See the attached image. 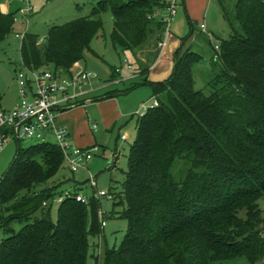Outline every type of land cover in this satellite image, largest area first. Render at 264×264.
Here are the masks:
<instances>
[{
    "label": "trees",
    "instance_id": "trees-1",
    "mask_svg": "<svg viewBox=\"0 0 264 264\" xmlns=\"http://www.w3.org/2000/svg\"><path fill=\"white\" fill-rule=\"evenodd\" d=\"M93 1L89 16L50 27L40 45L38 36L25 33L22 66L71 73L91 52L105 12L119 51H133L155 33L161 38L162 23L147 16L164 7L162 0ZM224 2L218 0L231 35L219 40L205 89L195 88L193 69L201 58L188 50L176 54L166 80L144 81L157 106L137 116L114 202L126 231L117 248L105 249L103 264L264 263V210L258 204L264 198V0H236L232 12ZM14 16L0 12V43L12 32ZM64 167L52 143L17 146L0 179V264H86L89 238L102 240L94 198L87 205L63 200L52 221V199L62 195L65 182L55 178ZM14 223L21 225L18 231Z\"/></svg>",
    "mask_w": 264,
    "mask_h": 264
},
{
    "label": "rangeland",
    "instance_id": "rangeland-1",
    "mask_svg": "<svg viewBox=\"0 0 264 264\" xmlns=\"http://www.w3.org/2000/svg\"><path fill=\"white\" fill-rule=\"evenodd\" d=\"M235 1L225 0L224 6L229 12H232ZM93 4V0H30L33 12L27 26L18 17L20 21L14 24L12 32L0 43V111L9 110L19 102L16 72L22 68L19 54L21 40L15 37V33L25 30L44 40L50 27L89 16ZM15 5L21 7L18 0ZM101 20L102 29L90 43L91 52L84 53L83 59L74 66V70H85L96 77L81 85L77 90L83 93L81 102L60 113L57 120L66 125L73 147L97 145L101 148V154L90 161L86 168L96 175L97 190H109L119 194L127 171L129 149L136 137L137 116L154 101L150 85L144 83L145 79L148 80L147 75H138V70L152 64L160 52L164 36L162 34L158 39L155 34L133 51H119L110 40L113 27L110 12L101 14ZM201 24L206 27L204 30L199 28ZM169 32L179 41L175 56H181L187 50L200 56L201 60L194 67L193 75L195 88L205 89L206 83L214 75L211 72L214 55L212 47L220 39H228L231 35L218 0H176V13ZM127 65H131L132 70H128ZM115 69L120 72L113 75ZM114 90L117 95L95 100L103 93ZM94 124L96 128L93 127ZM118 130L127 137L126 142L117 139ZM49 140H52L51 136ZM36 143L38 142L32 139L16 141L10 138L0 149V179L13 161L17 146L25 149ZM115 148L119 158L115 167L110 169ZM57 178L65 180L60 187L62 193L76 191L90 197L94 192L88 183L87 171L83 168L72 173L64 167L58 172L55 179ZM114 202L105 198L99 199V210L105 214L106 226L103 228L102 240L99 241L98 237L89 238L91 248L86 264H96L94 257L97 258V264H103L105 249L117 248L123 239L127 225L123 219L117 217L116 213L122 208L114 205ZM258 204L264 210V198ZM51 207V219L55 222L58 205L52 203ZM112 212L114 217L109 216ZM11 227L18 231L21 225L14 223ZM262 234L264 235V228ZM4 237V231L0 228V241ZM223 264L249 263L245 259H236Z\"/></svg>",
    "mask_w": 264,
    "mask_h": 264
},
{
    "label": "built area",
    "instance_id": "built-area-1",
    "mask_svg": "<svg viewBox=\"0 0 264 264\" xmlns=\"http://www.w3.org/2000/svg\"><path fill=\"white\" fill-rule=\"evenodd\" d=\"M18 1L21 3V7L17 10L18 15L13 18L14 23L20 21L18 17H21V21L27 26L33 7L30 5V0ZM162 2L165 4L164 7L154 10L147 18L162 23V34L166 38L170 34L169 27L176 13V0H162ZM200 29L204 30L205 26L201 24ZM25 33H27L25 30L16 33L15 37L22 40ZM42 42L43 40L39 39L37 44L40 45ZM213 48L215 51L214 58H217L219 42ZM118 71V69H115V73H118ZM95 77L93 73L85 70L76 71L73 69L71 73H68L62 68H25L22 66L16 72L19 102L9 110L0 111V149L10 138L16 141L32 139L38 143H52L61 151L64 165L69 172H76L80 168L87 171V180L94 190L93 194L86 197L79 192L73 195L70 191H65L62 195L52 199V203L56 205L70 197L85 205L89 203L90 198L98 201L101 198L116 201L114 193L109 190L96 189V176L86 168L90 161L101 154V148L97 145L86 148L73 147L69 141L66 125L59 123L57 120L60 113L75 107L81 102L83 93L77 90L84 82H88ZM155 106H157L156 100L138 116L143 115L148 108ZM93 127L95 128V125ZM50 136L52 140H49ZM121 139L124 140L125 136H121ZM117 156L118 154L114 153L111 161ZM42 205L47 207L49 203L44 202ZM104 216V212L99 210L98 217L101 228L106 226ZM98 240H100V237Z\"/></svg>",
    "mask_w": 264,
    "mask_h": 264
},
{
    "label": "crops",
    "instance_id": "crops-1",
    "mask_svg": "<svg viewBox=\"0 0 264 264\" xmlns=\"http://www.w3.org/2000/svg\"><path fill=\"white\" fill-rule=\"evenodd\" d=\"M16 1L17 0H0V12L4 14L14 12L15 15H17V10L19 9V6L15 5ZM20 22L23 23L22 21ZM17 33H20V32H17ZM155 34L159 38V34L158 33H155ZM178 43L179 41L173 36L172 33H170L169 36H167L166 38H163V40L161 41V48H160L159 54L156 56V58L154 59V61L152 62L150 66H146L145 68L138 70L139 71L138 75L140 74L141 71L145 72V76L147 75L148 80L152 83L161 82V81L166 80V78L172 73L173 63H174V59H172V57L175 56V50L178 47ZM128 66H130V68H128ZM132 68L133 67L131 65H127L128 70H132ZM119 72L120 70L118 71V73ZM118 73H115L114 75ZM103 94L101 96H98V98L95 100H104V99H101L103 97ZM121 136H124V135L120 134V131L118 130L117 139L122 142H126L127 137L125 136V139L122 140ZM114 152L118 153L116 148ZM118 158H119V153H118Z\"/></svg>",
    "mask_w": 264,
    "mask_h": 264
}]
</instances>
